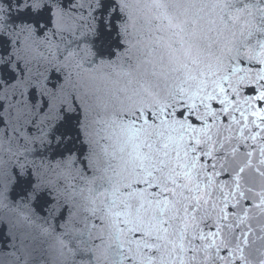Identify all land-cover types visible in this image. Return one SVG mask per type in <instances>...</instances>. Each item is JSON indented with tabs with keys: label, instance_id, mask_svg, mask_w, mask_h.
<instances>
[{
	"label": "snow or ice",
	"instance_id": "1",
	"mask_svg": "<svg viewBox=\"0 0 264 264\" xmlns=\"http://www.w3.org/2000/svg\"><path fill=\"white\" fill-rule=\"evenodd\" d=\"M0 264H264V0H0Z\"/></svg>",
	"mask_w": 264,
	"mask_h": 264
}]
</instances>
